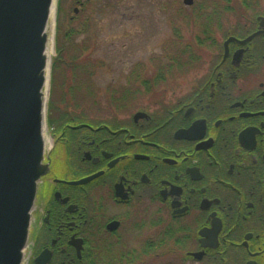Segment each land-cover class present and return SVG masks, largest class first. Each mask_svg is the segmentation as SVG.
Listing matches in <instances>:
<instances>
[{"label": "flooded vegetation", "instance_id": "obj_1", "mask_svg": "<svg viewBox=\"0 0 264 264\" xmlns=\"http://www.w3.org/2000/svg\"><path fill=\"white\" fill-rule=\"evenodd\" d=\"M241 16L171 93L91 80L49 105L25 264H264V10Z\"/></svg>", "mask_w": 264, "mask_h": 264}, {"label": "rangeland", "instance_id": "obj_2", "mask_svg": "<svg viewBox=\"0 0 264 264\" xmlns=\"http://www.w3.org/2000/svg\"><path fill=\"white\" fill-rule=\"evenodd\" d=\"M261 1L257 6L250 1L247 6L241 0H233V5L216 0V6H213V0H194L192 5L185 4L184 0H56V10L49 26V34L53 37L49 43L52 61L48 107L54 100L55 105L62 106L58 97L64 93L66 81L85 77L83 68L94 70L89 79L101 90L94 94L101 97L106 94L105 86L123 84L127 78L138 87L142 79L164 80L159 82L160 88L171 93V85L181 84L178 80L203 72L204 67L197 68L198 73L186 74L187 63L208 61L209 51L204 48L208 43L200 46L198 38L215 30L217 24L228 25L242 20L240 14L253 16L264 10V0ZM226 4L234 6L235 10H226ZM208 14L212 20L208 27H204ZM59 23L61 31L57 43ZM68 26L81 30L72 35V41L65 35ZM178 43L182 44L181 49ZM74 57L77 58L75 66L68 67ZM74 70L77 74L73 76ZM80 91L78 95L87 94L84 89ZM82 96H79L80 100L84 99ZM146 102L147 98H144L136 105H145ZM135 111V107L131 108V114ZM53 115L57 116L55 110ZM48 135L46 132L47 146H51Z\"/></svg>", "mask_w": 264, "mask_h": 264}, {"label": "water", "instance_id": "obj_3", "mask_svg": "<svg viewBox=\"0 0 264 264\" xmlns=\"http://www.w3.org/2000/svg\"><path fill=\"white\" fill-rule=\"evenodd\" d=\"M55 10L56 0H0V264H24L39 182L49 170V26ZM234 38L226 40V54Z\"/></svg>", "mask_w": 264, "mask_h": 264}, {"label": "trees", "instance_id": "obj_4", "mask_svg": "<svg viewBox=\"0 0 264 264\" xmlns=\"http://www.w3.org/2000/svg\"><path fill=\"white\" fill-rule=\"evenodd\" d=\"M214 2H213V6H216V0H213ZM223 1H225L226 3H231V2H233V0H223ZM242 1V3L243 4H245V5H247V6H250L249 4H248V2H250V0H241ZM232 4V3H231ZM60 5H61V10L63 9V5H62V1H60ZM59 5V6H60ZM233 5V4H232ZM232 5H230V4H226L225 6H224V8L226 9V10H230V11H232V10H235V7L234 6H232ZM203 8H205V7H203ZM241 15H243V14H240V16ZM212 20V18H211V14H208V15H206V19H205V21H204V23H203V25H204V27H208V25L210 24V21ZM60 31H61V25H60V23L58 24V28H57V43H58V40H59V37H60ZM81 30L80 29H77V28H74L73 26H68V28H67V31H66V38L69 40V41H72L73 40V38H72V35H75V34H78V32H80ZM210 41L209 39H205V38H198V42L197 43H200L201 45L200 46H203L204 45V43H205V41ZM178 45H179V49H181L182 48V44H180V43H178ZM188 47V46H187ZM57 51H59V48H58V45H57ZM77 60V58L76 57H74V59L72 60V64L70 63V62H68V67H74L75 65H74V63H75V61ZM87 62H85V63H83V66L86 64ZM55 64H56V58H55ZM54 64V65H55ZM86 67V66H85ZM76 71L74 70L73 72H72V75L74 74V75H76L77 73H75ZM82 72H83V74L85 75V77H80V80L78 79V80H71V84H70V81H66V83H65V87H64V94L65 95H69V94H74V95H76L78 92H77V89H80V88H82V87H86V88H89L90 87V75H91V73L92 72H94V70L92 71V70H90V69H86V70H84V68L82 69ZM73 75V76H74ZM88 75V76H87ZM158 76H161V77H163L162 75H158ZM90 78V79H89ZM53 79H54V76H53ZM80 81V82H79ZM53 82V81H52ZM63 100H65V99H61L60 101H63ZM58 102H59V100H58ZM57 101H56V103H58ZM53 104V105H52ZM58 105V104H57ZM57 105H55V100L52 102V103H50V106H51V108H52V110L57 106ZM69 106H70V103H66V105H65V112L63 113V118H62V120L63 121H65L67 118L66 117H71V113L72 114H74L73 113V110H71V109H69ZM60 113V112H59ZM51 119H52V121H55V120H57L58 119V115L57 116H55L54 117V115L50 118V115L48 114V122H50L51 121ZM50 120V121H49Z\"/></svg>", "mask_w": 264, "mask_h": 264}, {"label": "bare ground", "instance_id": "obj_5", "mask_svg": "<svg viewBox=\"0 0 264 264\" xmlns=\"http://www.w3.org/2000/svg\"><path fill=\"white\" fill-rule=\"evenodd\" d=\"M50 143H51V140L49 139Z\"/></svg>", "mask_w": 264, "mask_h": 264}]
</instances>
